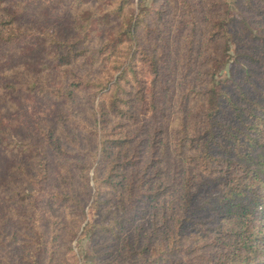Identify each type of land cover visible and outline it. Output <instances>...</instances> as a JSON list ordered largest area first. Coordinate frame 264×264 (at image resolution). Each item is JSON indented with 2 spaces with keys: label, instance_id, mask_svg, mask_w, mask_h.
I'll use <instances>...</instances> for the list:
<instances>
[{
  "label": "trees",
  "instance_id": "trees-1",
  "mask_svg": "<svg viewBox=\"0 0 264 264\" xmlns=\"http://www.w3.org/2000/svg\"><path fill=\"white\" fill-rule=\"evenodd\" d=\"M89 1L72 0L70 9L62 16L59 14L60 11L55 13L53 9L50 10L52 14H45L43 0H0V41L8 44L9 47L18 45L17 39L36 28L37 21H41L46 16L51 21L56 19L61 27L68 24L69 29H80L79 31L87 30L84 20L87 21L91 17L94 18V23L112 24L111 17L115 16V19L119 20L120 29H123L126 23L129 24L128 31L132 35L149 25L146 15H141L133 23L130 22L132 15L126 9L127 0H116V4L105 12H101L96 6L97 0L94 4H90ZM167 1L169 2L165 10L158 7L155 13L164 14L167 8L170 11L169 4L173 1ZM182 2L185 5L191 1L182 0ZM259 2L263 8L259 12L261 18L257 19L259 26L253 24V18H245L242 13L230 17L218 16V20L215 21L209 20L218 23V27H215L218 34L213 37L215 44L218 45V71L225 67L230 43L246 46L247 49H244V52L237 51L242 60L236 61V72L230 69V75L233 76L231 79L228 74L223 79L216 80V67L209 64L208 57L205 56L202 61L197 59L196 72L207 77L205 95L202 99L201 96H194V89L191 88L184 96L187 110L181 118V125L177 126L175 135L177 141L173 142V146L166 140L163 132L159 133L160 140L157 143L158 137L149 131L146 139L143 140V144L147 147L146 160L133 157L131 147L136 148V145H133V137L123 130L109 132L107 127L110 126L105 121L100 160L102 165L106 166V171L103 175H99L98 172L94 175L99 197H103L101 188L104 187L108 189V195L106 201H102L103 204H108L118 197L117 206L123 203L126 208L127 198L130 197L132 198L129 202L130 208L140 206V210H144V203L147 202L153 207L149 224L147 227L140 225L131 247L125 241L131 228L124 217L115 218L110 224L106 221L94 225L95 236L105 234L109 235L110 241L113 240L112 237L118 241L114 245L119 255L116 257V262L111 261L112 264L117 262H122L119 264H264V90L254 87L252 92L257 96L247 90V86L251 90L254 83L250 77L253 76L255 66L259 62L261 65L264 62L258 55L264 54V0ZM162 15L157 20H161ZM209 27L214 29V25ZM149 30L150 28H147L145 33ZM50 36L52 48L48 57L49 63L43 70H36V73L32 74L25 63L18 61L12 67L5 69L7 77L5 88L16 89L24 86L28 91H53L54 94H51L58 106L47 135L44 129L42 130V141L35 142L30 137L25 139L20 137L21 143L16 145L0 138V148L4 147L7 151H11H8L11 161L7 163V171L5 173L0 171V182L9 181V188L11 187L6 197L10 207L4 209L3 214L0 213L4 218L5 223L2 225L5 228L19 227L24 222L35 225V215L31 206L34 198L31 192L37 182L38 171L42 170L46 173L50 167L49 162L52 164L51 159L44 160L43 157L49 155L50 158L53 151H57L60 153L55 152L59 167L62 159L60 155L65 150L63 146L65 147L66 139H62L59 132L60 125H70L69 115L63 113L64 102L70 98L75 99L76 87L91 85L86 80L90 76L88 72L92 70L90 66L83 74L80 73L81 70L76 71L77 61L86 53L82 45L89 33L82 35L81 38L79 35L76 39H59L54 33ZM247 41L251 42L250 45H247ZM204 42L199 45L200 52L196 58L203 54ZM165 44L167 52L171 53L172 41L169 37L165 38ZM91 49L95 51L91 50L89 53V65L92 66L101 60L106 72L103 77L104 89H107L104 99H108L110 107L106 112L107 116L133 114L134 109L139 108L133 90L137 76V69L133 64L136 61H130L125 65L126 58L133 51H130L132 42L129 39L125 40L121 32ZM139 50H141L139 54L132 56L137 55V58H141L140 61H146L149 66L152 64L150 68L154 75L153 80H156L153 88H145L144 94L152 95L147 99L149 105L142 96L145 101L143 104L150 109L157 105L160 98H163L158 93L163 92L166 95L168 90L162 91L165 83L159 80L157 57L148 54L146 45L140 46ZM158 50V47L154 48L155 53H158ZM118 72L120 73L117 76L114 75ZM238 72H241L244 80L250 78L247 84L236 81ZM49 74L56 79L48 84L46 81L49 80ZM67 75L69 77L63 79ZM70 75L74 78L71 82H69ZM11 78L14 80H10ZM197 79L203 81L201 77ZM92 82L94 83L95 80L92 79ZM148 89L149 92H146ZM129 91L131 92L129 95L133 97L132 105L128 104L130 97L128 99L125 97V92ZM0 97H6L1 90ZM200 99L203 103V112L194 116L192 115L193 100L200 101ZM95 115L98 117L97 112ZM92 128L95 129L96 133L93 136L96 137L98 134L96 127ZM76 130L78 133L73 135L74 140L79 137V133H82L81 129ZM189 136H192L191 140ZM88 137L92 140L90 134ZM154 142H156L155 146L152 145ZM80 149L84 150L81 147ZM96 149L97 146L93 142L90 149L91 158H96ZM153 152H160V159L164 160H153ZM219 152L221 156H218ZM52 161L56 162V159ZM86 164V161L81 159L79 166L83 168V172ZM216 164L218 167L215 166ZM65 172L63 171L62 174L59 171L55 175L58 178L63 176L59 179L60 183L67 179ZM52 177H54L53 173ZM85 185L88 186L86 181ZM141 186L149 189L147 198L143 197V189L138 191ZM60 189L61 187L58 190ZM213 189H215L214 193L207 194ZM52 194L53 190L49 194L51 199ZM100 208H103L101 204ZM203 222H209L210 225L202 227L200 224ZM11 236L20 239L15 232ZM21 240L25 242L24 239ZM22 249V246L19 247V242L15 241L13 246L10 238L0 233V264L24 263L21 257ZM132 250L140 253L139 261L131 257Z\"/></svg>",
  "mask_w": 264,
  "mask_h": 264
},
{
  "label": "rangeland",
  "instance_id": "rangeland-1",
  "mask_svg": "<svg viewBox=\"0 0 264 264\" xmlns=\"http://www.w3.org/2000/svg\"><path fill=\"white\" fill-rule=\"evenodd\" d=\"M97 1V3L96 0H90L89 2L90 4L96 3L97 5H95L101 9V12H105L116 4V0ZM171 1L173 2L169 4L170 11L167 8L164 14H161L162 19L157 20L161 15L155 13L156 9L160 7L165 10L169 1L127 0L126 9L132 15V20L128 19V21L130 20L133 23L141 15H146L147 22H149V27L145 26L146 28L140 29L135 35L129 33L130 26L128 23L124 25L123 29H120L119 20H116L115 16L111 17L112 24L94 23L93 17L87 21L84 20L85 25L88 27L85 31L69 29L67 27L68 24L61 27L56 22V19L51 21L46 16L41 21H37L36 28L17 39L18 45L9 47L8 44L0 41V90L6 95L5 98L0 97V123H2L0 138L6 139V142L11 141V143L18 145L21 143L19 142L21 138L30 137L35 142L42 141V130L44 129L45 135H47L51 127L49 125L53 122L58 106L55 98H53V91H28L24 86L16 89L5 88V82L7 81L5 69L9 66L12 67L18 61L25 63L31 73L34 74L36 70H43L49 63L48 57L52 48L50 43L51 33H54L59 39H76L79 35L81 38L82 35L89 33L82 45V47H85L83 49H86V53L77 61L76 71L81 70L80 73L83 74L90 66L92 70L88 72L90 76L86 80L91 85L85 84L81 87H76L75 99L70 98L64 102L63 113L69 115L70 125L59 126L62 139H66L65 147L63 146L65 150L60 155L62 157L60 165L58 167V159L55 157V152L60 154L57 151H53V155L50 158L49 155L44 156L43 159H51L52 164L49 162L50 167L46 173L42 170L38 171L34 190H30L32 191V198H34L31 201L33 202L31 206L35 215L34 219L36 220L35 227L31 222H24L19 227L5 228L2 225L5 223L4 218L0 215V233L10 238L13 246L16 241L19 242V247H23L21 257L24 263L21 262V264H112L111 261L116 262V257L119 255L114 245L118 241L112 236L113 240L110 241L108 239L109 235L105 234L95 236L96 227L94 225L98 222L104 223L106 221H108L107 224H110L115 218L119 217H124L127 225L131 228L125 238L127 245L131 247L133 238H136L140 225H146L147 227L149 224L153 207L147 202L144 203L146 205L143 206L144 210H140V206L130 208L129 202L132 198L128 196H126L128 197L126 208H124L123 203H121V206H117L118 197L108 204H103L102 201H106L108 195V189H104V187L101 188L103 197H99L94 175L95 172L103 175V172L106 171V166L102 165L100 160L102 132L104 131L105 121L110 126L107 127L109 132L123 130L133 137V145H136V148L131 147L133 157L137 156L146 160L147 147L143 144V140L146 139L149 131L156 134V137H158L156 139L157 143L160 140L159 133L163 132L166 135V140L173 146V142L177 141L175 136L177 126L181 125V118L187 110V102L184 96L190 92L189 89L191 88L194 89V96H201L202 99L205 95L207 77L202 74L198 75L196 72L197 59L202 61L205 56L208 57L209 64L216 67V80L223 79L228 74L231 79L233 76L230 75V69L232 68L236 72L235 63L241 59V55L237 51L244 52V49H247L246 46L230 43V51L224 64L225 67L218 71V45L215 44V38H213L218 34V30L215 31L218 23L209 22V20L215 21L216 19L218 20V16L230 17V15L235 16L237 13H242L245 18H253V24L259 26L257 19L261 18L259 12L263 9L259 0H189L191 2H187L185 5H183L184 2L182 0ZM43 2L45 14H52L50 10L53 9L55 13L60 11L59 14H62V16L72 5V0H43ZM33 19L36 21L35 18ZM209 25H214V29L209 27ZM147 28H150V30L145 33ZM121 32L125 40L129 39L132 42L130 51L136 52H131L128 55L125 65L130 61H136L133 64L137 69L136 86L133 90L134 96L138 99L136 102L139 104V108L134 109L133 114L110 117L106 113L110 109L108 106L109 101L104 99L107 90L104 89L105 81L103 77L106 74L105 68L101 60L92 66L89 65V53L94 50L91 47L95 48L104 43L107 38L110 40L114 37V34ZM166 37H169L172 41L171 53L167 52ZM202 42H204L203 54L196 58V55L200 52L199 45ZM153 43L155 44L153 45ZM250 43L247 41V45H250ZM145 45L148 49V54H154L157 57L158 64H156L160 72L159 80L165 83L162 91L168 90L166 95L163 92L158 93L163 98H160L157 105L150 109L144 105L145 101H143L142 96L146 98V101L150 96L152 97L150 94H144L145 88H153V83L156 81L153 80L154 75L150 68L152 64L149 66L146 61H140L141 58H137V55L132 56L139 54V51H141L139 47H144ZM155 47H158V53L154 52ZM175 50L177 53L174 54ZM258 55L264 61V54ZM119 73L114 75L117 76ZM48 77L49 80L46 81L48 84L53 82V79H56L51 74ZM67 77L69 76L67 75L63 79H67ZM197 77H201L203 81L197 79ZM250 78L254 83L251 86V90L248 86L247 90L257 96L252 90L254 87L264 90V62L262 65L259 62L255 66L253 76ZM73 79L70 75L69 82L73 81ZM92 79L95 80L94 83ZM235 79L240 84H247L249 81V79L244 80L241 72L236 74ZM10 80L14 79L11 78ZM149 89L146 92H149ZM130 91L125 92V97L127 99L130 97L128 104L132 105L134 103L132 101L133 97L129 95L131 94ZM201 99L200 101L193 100L192 115L194 116L197 114L201 115L203 112ZM57 100L60 101L59 99ZM147 105H149L148 101ZM95 112L98 113V117ZM95 124L96 126H94ZM191 125H193L192 122ZM92 127H96L98 133L96 137L93 136L96 132ZM76 129H81V134L84 136L79 133V137L74 140L73 135L78 133ZM88 134L92 136L93 141L89 139ZM191 137L189 136V140L192 139ZM139 141L140 143H138ZM93 142L97 146L95 150L96 158H91L90 149ZM155 144L156 142L152 145L155 146ZM80 147L84 150H81ZM8 151L4 147L0 148V171L2 173L7 171V163L11 161V155L9 154L11 151ZM159 153L153 152V160H164L160 159ZM218 156H221V152L218 153ZM54 158L56 162L52 161ZM81 159L87 163L84 172L83 168L79 166ZM215 166L218 167V164ZM59 171L62 174L63 171H66L65 176L67 179L61 183L59 179L63 176L61 175L59 178L55 176ZM52 173L54 177H52ZM85 181L88 186L85 185ZM59 187H61L60 190H58ZM140 189H143V197L147 198L146 195L149 189L143 186L138 191ZM215 189L207 194L214 193ZM10 190L9 181L7 183L0 182V213L2 214L4 209L10 207L6 199ZM52 190L51 199L49 194ZM100 204L103 208H100ZM205 219L203 218V220ZM200 225L206 227L210 223L203 222ZM2 228L4 232L1 231ZM146 231L147 229L145 228V233ZM13 232L17 233L20 239L11 236ZM21 239H24L25 242ZM130 255L135 260L139 261L141 259V255L137 250H132ZM119 263L122 262L114 264Z\"/></svg>",
  "mask_w": 264,
  "mask_h": 264
}]
</instances>
